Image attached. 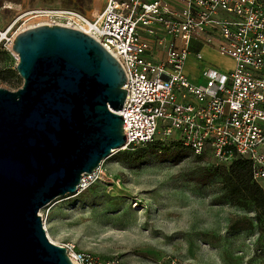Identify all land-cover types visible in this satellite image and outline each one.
<instances>
[{
  "label": "built area",
  "instance_id": "obj_1",
  "mask_svg": "<svg viewBox=\"0 0 264 264\" xmlns=\"http://www.w3.org/2000/svg\"><path fill=\"white\" fill-rule=\"evenodd\" d=\"M35 13L46 22L24 24L15 33L0 27V51H11L15 37L35 26L78 29L59 24L64 18L89 23L88 35L127 77L119 111L127 136L123 150L169 140L197 155L210 151L222 164L248 159L253 178L264 181V0H107L93 21L68 12ZM205 48L233 67H208L206 84L195 85L185 67L190 59L204 64ZM90 177H83L78 191ZM65 248L73 264H124Z\"/></svg>",
  "mask_w": 264,
  "mask_h": 264
},
{
  "label": "rangeland",
  "instance_id": "obj_2",
  "mask_svg": "<svg viewBox=\"0 0 264 264\" xmlns=\"http://www.w3.org/2000/svg\"><path fill=\"white\" fill-rule=\"evenodd\" d=\"M96 1L0 0V27L15 33L35 19H46L35 12L48 10L93 21L95 5L102 12L107 2ZM37 15L43 17L34 19ZM58 23L78 25L69 18ZM206 54L204 64L186 65L195 85L206 84L208 67L220 72L233 67L227 58L209 50ZM18 63L12 49L0 51L1 89L17 92L22 87ZM123 152L146 158L124 163ZM230 164L219 163L210 151L197 155L169 140L115 150L86 179L84 189L40 211L48 239L124 264H264V236L254 209L232 206L222 189V173ZM260 185L264 189V181Z\"/></svg>",
  "mask_w": 264,
  "mask_h": 264
},
{
  "label": "water",
  "instance_id": "obj_3",
  "mask_svg": "<svg viewBox=\"0 0 264 264\" xmlns=\"http://www.w3.org/2000/svg\"><path fill=\"white\" fill-rule=\"evenodd\" d=\"M17 92L0 88V264H73L40 211L78 192L127 144V81L118 60L81 29L39 25L13 42Z\"/></svg>",
  "mask_w": 264,
  "mask_h": 264
},
{
  "label": "trees",
  "instance_id": "obj_4",
  "mask_svg": "<svg viewBox=\"0 0 264 264\" xmlns=\"http://www.w3.org/2000/svg\"><path fill=\"white\" fill-rule=\"evenodd\" d=\"M154 144H146L142 147L154 146ZM174 144L183 147L179 143ZM133 147L130 146L129 149ZM145 158V154L139 155L132 152H123L120 155V161L129 164L137 163ZM222 179V189L228 194L230 204L240 209L252 207L255 212V222L261 227L260 237L264 236V189L260 181L253 178V163L242 157L236 158L223 171Z\"/></svg>",
  "mask_w": 264,
  "mask_h": 264
},
{
  "label": "bare ground",
  "instance_id": "obj_5",
  "mask_svg": "<svg viewBox=\"0 0 264 264\" xmlns=\"http://www.w3.org/2000/svg\"><path fill=\"white\" fill-rule=\"evenodd\" d=\"M99 1H101V0H97L96 2H99ZM94 11H95L94 15L98 16L100 11H99V7L97 5H95V10ZM45 22H46V20H44L43 18L42 19H35L29 24V26H33V24H36V23H45ZM77 24H78L77 27H78L79 30L81 29L82 31H84L87 34H89V25H88L89 23H87L85 21H82V20H78Z\"/></svg>",
  "mask_w": 264,
  "mask_h": 264
},
{
  "label": "crops",
  "instance_id": "obj_6",
  "mask_svg": "<svg viewBox=\"0 0 264 264\" xmlns=\"http://www.w3.org/2000/svg\"><path fill=\"white\" fill-rule=\"evenodd\" d=\"M206 50H209V51H211L209 48H205L204 50H203V54L205 55V58H206V56H207V54H206ZM216 54V53H215ZM228 59V58H227ZM228 60H230V59H228ZM231 61V63H232V65H233V62H232V60H230ZM190 62H194L195 64H198V62H196L194 59H190L189 61H188V63H190ZM187 63V64H188ZM198 66H199V64H198ZM186 68V67H185ZM186 73H187V71H186ZM188 74V73H187ZM188 76L190 77V74H188ZM191 79V78H190Z\"/></svg>",
  "mask_w": 264,
  "mask_h": 264
}]
</instances>
